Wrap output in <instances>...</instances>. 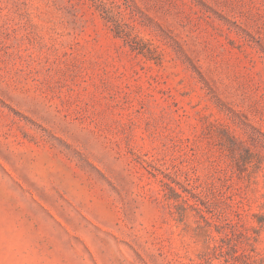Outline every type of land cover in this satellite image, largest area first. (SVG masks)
Segmentation results:
<instances>
[{"label":"rangeland","instance_id":"rangeland-1","mask_svg":"<svg viewBox=\"0 0 264 264\" xmlns=\"http://www.w3.org/2000/svg\"><path fill=\"white\" fill-rule=\"evenodd\" d=\"M0 264H264V0H0Z\"/></svg>","mask_w":264,"mask_h":264}]
</instances>
